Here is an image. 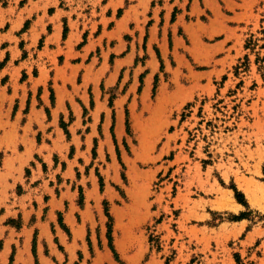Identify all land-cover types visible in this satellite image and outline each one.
<instances>
[{"label": "rangeland", "instance_id": "obj_1", "mask_svg": "<svg viewBox=\"0 0 264 264\" xmlns=\"http://www.w3.org/2000/svg\"><path fill=\"white\" fill-rule=\"evenodd\" d=\"M0 264H264V0H0Z\"/></svg>", "mask_w": 264, "mask_h": 264}, {"label": "bare ground", "instance_id": "obj_2", "mask_svg": "<svg viewBox=\"0 0 264 264\" xmlns=\"http://www.w3.org/2000/svg\"><path fill=\"white\" fill-rule=\"evenodd\" d=\"M188 90H189V89H188ZM189 91H190V90H189ZM180 92H181L182 94H184L183 97H184L185 95H188V92H187L186 90L184 91L182 88H181Z\"/></svg>", "mask_w": 264, "mask_h": 264}, {"label": "crops", "instance_id": "obj_3", "mask_svg": "<svg viewBox=\"0 0 264 264\" xmlns=\"http://www.w3.org/2000/svg\"><path fill=\"white\" fill-rule=\"evenodd\" d=\"M12 57V56H11ZM16 61H14L15 66L17 67L19 65V60H17V58H15Z\"/></svg>", "mask_w": 264, "mask_h": 264}]
</instances>
